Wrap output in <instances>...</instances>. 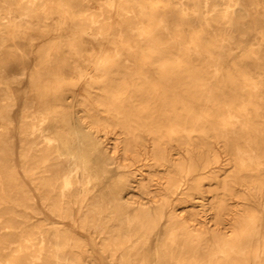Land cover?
Wrapping results in <instances>:
<instances>
[{"label": "bare ground", "instance_id": "obj_1", "mask_svg": "<svg viewBox=\"0 0 264 264\" xmlns=\"http://www.w3.org/2000/svg\"><path fill=\"white\" fill-rule=\"evenodd\" d=\"M0 264H264V0H0Z\"/></svg>", "mask_w": 264, "mask_h": 264}, {"label": "rangeland", "instance_id": "obj_2", "mask_svg": "<svg viewBox=\"0 0 264 264\" xmlns=\"http://www.w3.org/2000/svg\"><path fill=\"white\" fill-rule=\"evenodd\" d=\"M55 35L53 34V33H50V34H48V36H46V37H42V39H37V40H35V41H33V45H34V47H38L39 45H41L43 42H45L48 38H52V37H54ZM34 63V58L31 56L30 57V59H29V67L31 66V64H33ZM23 90H21V94H22V96H26V88H27V82H25L24 84H23ZM79 93H81V90H79ZM109 137V141H108V143L109 144H112L113 143V140H112V138L114 137V134H111V135H109L108 136ZM19 142H18V140L15 142V152H17V150H18V148H19ZM136 196L138 195L137 193H134ZM206 196H209V195H206ZM37 203L41 206V204L39 203V201H37ZM230 204L231 203H234V200L232 199L230 202H229ZM235 204H232V207L231 208H233V206H234ZM234 209V208H233ZM199 215L200 216H198V218L199 219H201V220H205V219H207V218H210V216H209V213H199ZM208 220V219H207ZM210 224H212V222H209ZM79 236H82V238L83 239H85L86 241H88L89 240V236L86 234V233H83V232H81V233H79Z\"/></svg>", "mask_w": 264, "mask_h": 264}]
</instances>
